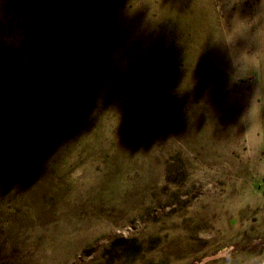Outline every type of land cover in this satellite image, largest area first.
<instances>
[{
	"label": "rangeland",
	"instance_id": "rangeland-1",
	"mask_svg": "<svg viewBox=\"0 0 264 264\" xmlns=\"http://www.w3.org/2000/svg\"><path fill=\"white\" fill-rule=\"evenodd\" d=\"M0 264H264V0H0Z\"/></svg>",
	"mask_w": 264,
	"mask_h": 264
}]
</instances>
